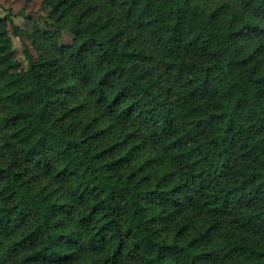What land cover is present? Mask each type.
<instances>
[{
  "label": "trees",
  "instance_id": "1",
  "mask_svg": "<svg viewBox=\"0 0 264 264\" xmlns=\"http://www.w3.org/2000/svg\"><path fill=\"white\" fill-rule=\"evenodd\" d=\"M40 7L0 12V264H264V0Z\"/></svg>",
  "mask_w": 264,
  "mask_h": 264
},
{
  "label": "rangeland",
  "instance_id": "2",
  "mask_svg": "<svg viewBox=\"0 0 264 264\" xmlns=\"http://www.w3.org/2000/svg\"><path fill=\"white\" fill-rule=\"evenodd\" d=\"M0 12L5 13L7 9H11L13 13L17 12L19 9H21L23 6H26V12L24 11V15H32L33 17L39 16V13H41V0H32L31 2L27 3L25 5V0H0ZM13 20L16 24L25 27L28 23L26 21V17H23V15H14ZM15 50H16V57L21 61V65L25 67L26 61L23 56L22 52V38H19L18 36H13Z\"/></svg>",
  "mask_w": 264,
  "mask_h": 264
}]
</instances>
